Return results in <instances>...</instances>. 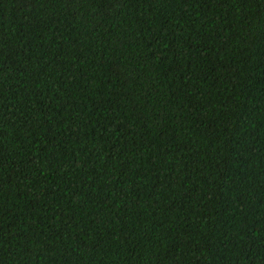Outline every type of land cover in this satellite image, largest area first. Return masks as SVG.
Instances as JSON below:
<instances>
[{
	"label": "trees",
	"instance_id": "obj_1",
	"mask_svg": "<svg viewBox=\"0 0 264 264\" xmlns=\"http://www.w3.org/2000/svg\"><path fill=\"white\" fill-rule=\"evenodd\" d=\"M0 264H264V0H0Z\"/></svg>",
	"mask_w": 264,
	"mask_h": 264
}]
</instances>
